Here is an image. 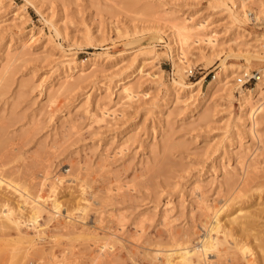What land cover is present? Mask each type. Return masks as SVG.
Masks as SVG:
<instances>
[{"label":"rangeland","instance_id":"1","mask_svg":"<svg viewBox=\"0 0 264 264\" xmlns=\"http://www.w3.org/2000/svg\"><path fill=\"white\" fill-rule=\"evenodd\" d=\"M253 9L264 0H0V264H171L223 206L233 234L214 229L217 251L188 264L263 262ZM180 23L206 28L178 72ZM246 70L261 79L240 84ZM34 205L37 225L20 223Z\"/></svg>","mask_w":264,"mask_h":264},{"label":"bare ground","instance_id":"2","mask_svg":"<svg viewBox=\"0 0 264 264\" xmlns=\"http://www.w3.org/2000/svg\"><path fill=\"white\" fill-rule=\"evenodd\" d=\"M244 2V1H243ZM242 3V2H241ZM245 5H246V3H244ZM243 4V5H244ZM243 5H241V8L243 9V7L245 6H243ZM234 7H235V5H234ZM235 9L236 10H238V6H236L235 7ZM260 11H264L263 9H260V10H254L253 9V11H251V12H245V15H246V17H249L250 19H259V16H258V14H259V12ZM188 21V20H187ZM183 23V22H182ZM188 23V22H187ZM187 23H184V24H181V26H179V27H177V29H176V31L174 30V32H175V37H177V42L179 43V50L181 51V52H178L179 53V55H180V57H179V61H180V63H178L176 66H175V68L177 69V71L179 72V71H181L183 68H182V64H186V63H189L188 61H186L185 60V57H182L184 54H186V53H184L183 51H184V46L187 44H190L189 42L191 41V38L193 37V35L196 33H193V31L194 30H198L197 31V35L198 34H201L202 32L201 31H204V29L206 28V26L204 25V24H198V25H195V26H190L189 24H187ZM192 23V22H191ZM176 26H177V24H176ZM197 26V27H196ZM173 27V26H172ZM174 29V28H173ZM172 29V30H173ZM200 30V31H199ZM207 30V29H206ZM201 32V33H200ZM207 33V32H206ZM203 34V33H202ZM201 36V35H200ZM215 36L216 35H213L212 34V36H205V38L203 37H200V38H197L196 39V42H207L209 45L210 44H212V42H214L215 43V41H216V39L217 38H215ZM197 37V36H196ZM198 37H199V35H198ZM202 42V43H203ZM198 45V44H197ZM213 45V44H212ZM175 52V51H174ZM187 57V56H186ZM253 65H255V66H257L258 67V65H259V63L258 62H254L253 63ZM184 66V65H183ZM246 69V68H245ZM242 71H244V70H242V69H239V70H235V72H238V73H240V72H242ZM259 72H260V74L262 73V75L264 76V67L262 68V69H260L259 70ZM176 73V72H175ZM182 73V72H181ZM225 73V72H224ZM260 74H256V77H258V80H260L261 79V76H260ZM179 75V74H178ZM177 75V76H178ZM225 75V74H224ZM223 75V76H224ZM232 75V74H231ZM230 75V76H231ZM244 75H249V72L246 70V74H244ZM227 77H229L228 75H226L224 78H227ZM178 78V77H177ZM219 78H220V80H222V76H218V78H217V76H215L214 77V79H213V81H211L210 82V84H212V85H214V83L215 82H221L220 80H219ZM181 80V79H180ZM183 78H182V82L181 81H179V80H174V82L175 83H178V84H180V86L181 87H186V88H192L193 86H195L196 84H193V85H191V86H186V85H184V82H183ZM224 80V79H223ZM229 80V79H228ZM211 85V86H212ZM262 85H264V82L262 83ZM258 87H262L261 86V84L260 85H258L257 84V88ZM259 89H261V88H259ZM190 90V89H189ZM123 91H124V93H126L125 94V96L127 97V99H130L131 100V98L133 99V97H134V92L132 91V89L129 87V86H126V87H123ZM251 92H252V89H248V91L247 92H241L240 93V95H241V98H240V100H241V102H243V101H246V100H248V98L250 97L249 95L251 94ZM124 96V97H125ZM123 98V97H122ZM244 103H242V105H243ZM257 109V108H256ZM259 109V108H258ZM256 111V110H255ZM3 180L2 179H0V187H2V184H3ZM14 186V185H13ZM10 188V187H9ZM14 188V187H13ZM54 188V187H53ZM57 189V188H56ZM52 190V189H51ZM21 193V192H20ZM54 193V192H53ZM53 200H55V199H53ZM7 201H9L8 199H5V200H3L2 201V203L4 204V206H2V211H3V213H4V215H5V217H6V219L8 220V221H13V218H12V213H13V210L14 209H16V208H14L13 206H11L9 203H7ZM27 202V201H26ZM39 203V202H38ZM53 203V207H54V210L55 211H58V210H60V205H61V202L60 203H58V201L56 200V201H54V202H52ZM52 206V205H51ZM14 209H13V208ZM227 207V206H226ZM41 209V207L39 206V205H34L33 207H32V211L31 212H33V214H31V216L28 218V219H24L23 220V217H21V219L19 220L20 221V223H28V224H30V225H32V226H34L37 222H38V220H37V218H38V213H39V210ZM58 209V210H57ZM228 209V211H229V208H227ZM227 209H224V206H223V208L221 209V210H219L218 212L216 211L215 213H216V215H215V221H214V223H213V225L211 226V230H209L208 231V233L206 234V236H204V239H203V241H202V244H201V247L200 248H195V247H192V248H190V247H185V248H183V249H181L180 250V252H178L175 256L173 255V254H170V257H169V259H170V263L171 264H188V263H191L192 262V258L194 257V256H196V258H197V260H198V262H200V260L202 259V257H204V256H206V255H208L209 254V252H214V251H217V246H218V244L220 243V242H218V240L216 239V238H213L211 235H210V232H211V234H212V231L214 230V229H216L217 228V230L219 229V228H222L223 229V231H224V234L226 235V238H227V236H229V235H232L233 234V229H230V228H227L226 227V223H223L222 222V218H221V216H222V213L223 212H225V214H226V212H227ZM20 210V209H19ZM18 210V211H19ZM226 210V211H225ZM17 212V211H16ZM224 214V213H223ZM21 215V214H20ZM223 217V216H222ZM37 225V224H36ZM37 227V226H36ZM35 227V228H36ZM242 229V228H241ZM216 230V231H217ZM240 231V230H239ZM242 231V230H241ZM213 233H214V231H213ZM217 233H218V231H217ZM256 239H258V238H256ZM258 241V240H257ZM262 242V241H261ZM199 246V245H198ZM197 247V246H196ZM259 247L261 248V249H263L264 248V242H262L261 243V245H259ZM176 259H178V260H176ZM176 260V261H175ZM257 264H264V260H263V262L262 263H260V262H257Z\"/></svg>","mask_w":264,"mask_h":264},{"label":"built area","instance_id":"3","mask_svg":"<svg viewBox=\"0 0 264 264\" xmlns=\"http://www.w3.org/2000/svg\"><path fill=\"white\" fill-rule=\"evenodd\" d=\"M256 74L244 75L243 78L238 79V82L242 85H247L250 84L252 81H257L258 77H256Z\"/></svg>","mask_w":264,"mask_h":264}]
</instances>
